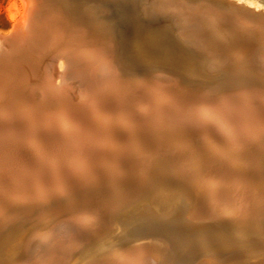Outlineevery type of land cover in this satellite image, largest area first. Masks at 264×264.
<instances>
[{
    "label": "bare ground",
    "instance_id": "6f19581e",
    "mask_svg": "<svg viewBox=\"0 0 264 264\" xmlns=\"http://www.w3.org/2000/svg\"><path fill=\"white\" fill-rule=\"evenodd\" d=\"M13 15L11 34H34L0 78V228L19 219L0 264H57L56 238L80 222L94 243L73 264H156L146 243L103 240L129 216L177 221L180 262L224 245L219 264H264V33L242 25L264 7L23 0ZM256 38L262 65L244 46Z\"/></svg>",
    "mask_w": 264,
    "mask_h": 264
},
{
    "label": "rangeland",
    "instance_id": "374dc122",
    "mask_svg": "<svg viewBox=\"0 0 264 264\" xmlns=\"http://www.w3.org/2000/svg\"><path fill=\"white\" fill-rule=\"evenodd\" d=\"M250 1L258 2L262 7H264V0H250ZM15 3H17V4H15ZM20 4H21L20 0H0V34H6V33H8L9 29H12L14 21H10L9 16H14L13 15L14 14V7L20 6ZM10 8H12V9H10ZM10 10H12L11 13H10ZM192 127H193L192 129H194L192 131H193V133H195L194 136L196 135L199 137V138H197L195 136V138L196 139L202 138L201 133L197 132V130L194 128V125H192ZM195 130H196V132H195ZM256 161H257V159H256ZM255 165H257V164H255ZM17 219L16 220L13 219L11 222H10V220H8L7 225L8 226L10 225L9 226L10 229H12V230L17 229V228L15 229V227H13V226H15L13 224L16 223L15 221H17ZM166 224H167V226H166ZM178 225H179V223L177 221H167V220L160 219V218H148V217H144V216H129L123 221L119 230L112 232L113 234L110 233L107 236L103 237V240L106 239V240H110L111 242L113 241L112 243H114L115 245L120 246V247H127V246H131L133 244L141 243V242L146 243V244H148V246H150V248L154 249V251L157 252L156 253L157 256H155V257L156 258L158 257L159 259L154 260L156 264H162L163 259H165V261L169 264H195L196 262H197L196 264H198V263L201 264L202 261H203V264H205V263L206 264H209V263L210 264H219L220 258L216 257L215 255L213 256V254H225V253H227L226 247H224V245H218V247L216 246V248H214V250L209 252L211 256L209 255V253L205 257L200 256V254H199L200 257L199 256L194 257L196 260L198 259L197 261L195 259L193 260V257H190V260L187 259L183 262H180L173 254H170V252H168V247H170L169 245H171V242L175 243L176 240L180 241L183 239V237H184V239L186 237V234L184 233L182 227H180ZM169 226L171 229L169 228ZM152 228L154 229V231ZM10 229L7 228V229H5L6 230L5 231V230L0 228V242H1L0 243V247H1L0 252L3 251V248H5L7 245H8V247L10 246V244H9L10 241L8 240L7 237H5V234H7V232H9ZM144 229H145V231H143ZM178 229H179V231H178ZM74 232L75 231L73 229L66 230V231H64V233L62 232L61 234L65 235V236L62 235L63 236L62 239L65 241H62V239H60V238H56V239H58V241H57L58 242L57 243L58 244V250L55 254L56 256H54V259L56 261L55 263H57V264L58 263L59 264H73V262L77 258L80 257V253H82L83 250H85L88 246L90 247L94 243V242H92L93 238L90 235V232L88 231L86 225L83 222H82V224L80 222V226H79L78 230H76V232H75V234H78L77 239L72 241L71 236ZM134 235H136V237ZM181 236H183V237H181ZM136 239H138V240H136ZM130 240H132V241H130ZM165 240L168 242H165ZM75 241L76 242L78 241V242L76 243ZM157 241H161L162 244L158 245L156 243ZM179 241H177V242H179ZM21 242L22 241L18 240V243H21ZM60 243H61V245H60ZM69 244H70V246H69ZM254 244H255L254 242H247V243L241 245L239 247V249H237L235 251H237V253H241V251H243L244 249H246V247H248L247 245H254ZM72 245H75L74 248H72L73 247ZM62 246H64L65 248H67L69 246L67 248L68 250L66 249V251H64L65 249ZM78 246H79V248H77ZM175 246H176V244H175ZM75 247H76V249H75ZM71 250H72V252H71ZM66 252H67V254H66ZM212 257H213V259H212ZM57 258H59V259H57ZM61 259H63V261H61ZM175 259L178 263H175L176 262ZM227 259L228 260L226 262H228V263H233L235 261H239V259H236V257L227 258ZM57 260H58V262H57ZM64 260H65V262H64ZM172 260H174L175 262ZM188 260L190 261V263L187 262ZM170 261H172V262H170ZM185 262H187V263H185Z\"/></svg>",
    "mask_w": 264,
    "mask_h": 264
},
{
    "label": "water",
    "instance_id": "95a60500",
    "mask_svg": "<svg viewBox=\"0 0 264 264\" xmlns=\"http://www.w3.org/2000/svg\"><path fill=\"white\" fill-rule=\"evenodd\" d=\"M211 9L224 18H230L232 16V10L234 11V7H230L231 10L217 9L215 7H211ZM36 12H39V10H37ZM245 14H247V12L243 11V15ZM242 25L250 33L251 31L253 33H264V24L261 21H257L256 23H249L242 21ZM33 34L34 31L32 27L29 25V26H25L23 29L21 28V30L3 39L4 41L3 45L0 47V78L2 76L3 77L6 76V74L8 73L14 72L13 66L16 65V61H17L16 59L19 56L18 53H20V50H23L24 46L28 44L27 40ZM255 41L256 42L254 44H252L251 42H247L244 46L248 49V52L251 51L253 53V58H252L253 62L262 65L263 63L262 59H260L258 55L260 49L259 47L260 42L259 39L257 38L255 39ZM81 65L78 66V71H83ZM69 72L70 70L68 69L66 73L62 75H65L66 77V74L68 75ZM63 80L61 82L62 85H63Z\"/></svg>",
    "mask_w": 264,
    "mask_h": 264
},
{
    "label": "clouds",
    "instance_id": "9594fccd",
    "mask_svg": "<svg viewBox=\"0 0 264 264\" xmlns=\"http://www.w3.org/2000/svg\"><path fill=\"white\" fill-rule=\"evenodd\" d=\"M21 2H23V0H21ZM14 19H15V17L9 16L10 21H13ZM11 31H12V29H9L7 35L11 34ZM56 67L58 68V70L61 74H65L66 71L69 69V63L66 59L60 58L56 62ZM63 78L64 77L62 75L61 78L56 81L57 86H59L61 84ZM39 123H44V122H43V120H41V121H39Z\"/></svg>",
    "mask_w": 264,
    "mask_h": 264
}]
</instances>
